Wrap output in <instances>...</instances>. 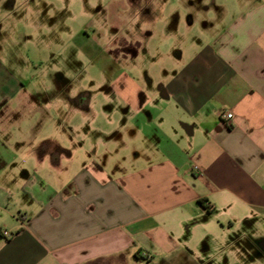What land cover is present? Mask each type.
I'll return each instance as SVG.
<instances>
[{
    "label": "crops",
    "instance_id": "0c3cea01",
    "mask_svg": "<svg viewBox=\"0 0 264 264\" xmlns=\"http://www.w3.org/2000/svg\"><path fill=\"white\" fill-rule=\"evenodd\" d=\"M170 57L176 63L162 68L160 80L147 74L143 83L121 84L120 123L144 117L165 125L162 136L127 130L143 150L131 159L108 153L125 137L115 129L102 158L99 152L78 165L76 121L93 112L89 95L85 103L69 99L70 119L51 123L44 140H29L27 153L7 141L0 151V264L177 261L185 249L195 256L201 240L208 251L213 241L221 250L233 244L237 223L264 219V0H247L195 54Z\"/></svg>",
    "mask_w": 264,
    "mask_h": 264
},
{
    "label": "rangeland",
    "instance_id": "374dc122",
    "mask_svg": "<svg viewBox=\"0 0 264 264\" xmlns=\"http://www.w3.org/2000/svg\"><path fill=\"white\" fill-rule=\"evenodd\" d=\"M246 2L0 0V151L6 150L8 141L16 143L15 150L27 153L29 140H44L53 133L51 123L62 122L63 116L70 119L72 113L64 110L71 106L69 99L79 97L85 103L89 95L93 112L76 121L82 123L76 140L81 144L78 165L99 152L102 158L106 137L115 129L125 137L109 146L114 151L108 153L131 159L143 150L141 141L127 137V130L140 126L145 133L157 131L162 136L165 125L158 127V120L149 124L144 117L131 120L128 127L120 123L125 107L123 80L143 83L147 74L160 80L165 76L162 68L171 69L176 63L170 55L179 50L195 54L210 44ZM158 51L167 53L166 58ZM47 106L53 121L46 114ZM229 236L233 244L221 250L213 241L208 251L201 240L195 256L185 249L177 261L140 264H264V219L237 223Z\"/></svg>",
    "mask_w": 264,
    "mask_h": 264
},
{
    "label": "built area",
    "instance_id": "2783aa9c",
    "mask_svg": "<svg viewBox=\"0 0 264 264\" xmlns=\"http://www.w3.org/2000/svg\"><path fill=\"white\" fill-rule=\"evenodd\" d=\"M232 117H233V116H232L231 113H226V114H224V118H225V120H231ZM3 234H4L5 236L9 237V233H8V231H4Z\"/></svg>",
    "mask_w": 264,
    "mask_h": 264
},
{
    "label": "trees",
    "instance_id": "16d2710c",
    "mask_svg": "<svg viewBox=\"0 0 264 264\" xmlns=\"http://www.w3.org/2000/svg\"><path fill=\"white\" fill-rule=\"evenodd\" d=\"M203 201H201V203H202Z\"/></svg>",
    "mask_w": 264,
    "mask_h": 264
}]
</instances>
